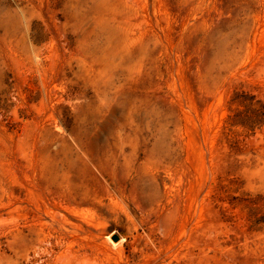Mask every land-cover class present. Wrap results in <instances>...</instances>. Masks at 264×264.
<instances>
[{
  "label": "rangeland",
  "instance_id": "rangeland-1",
  "mask_svg": "<svg viewBox=\"0 0 264 264\" xmlns=\"http://www.w3.org/2000/svg\"><path fill=\"white\" fill-rule=\"evenodd\" d=\"M0 264H264V0H0Z\"/></svg>",
  "mask_w": 264,
  "mask_h": 264
},
{
  "label": "water",
  "instance_id": "water-1",
  "mask_svg": "<svg viewBox=\"0 0 264 264\" xmlns=\"http://www.w3.org/2000/svg\"><path fill=\"white\" fill-rule=\"evenodd\" d=\"M112 240H113L114 242H117V241L119 240V237L116 236V235H113V236H112Z\"/></svg>",
  "mask_w": 264,
  "mask_h": 264
}]
</instances>
